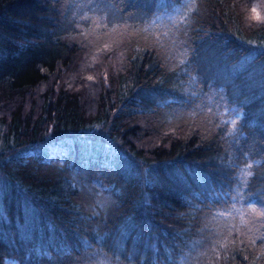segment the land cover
<instances>
[{
	"label": "trees",
	"instance_id": "obj_1",
	"mask_svg": "<svg viewBox=\"0 0 264 264\" xmlns=\"http://www.w3.org/2000/svg\"><path fill=\"white\" fill-rule=\"evenodd\" d=\"M258 3L0 0V264H264Z\"/></svg>",
	"mask_w": 264,
	"mask_h": 264
},
{
	"label": "snow or ice",
	"instance_id": "obj_2",
	"mask_svg": "<svg viewBox=\"0 0 264 264\" xmlns=\"http://www.w3.org/2000/svg\"><path fill=\"white\" fill-rule=\"evenodd\" d=\"M96 2L99 3L100 0H96ZM89 10L91 11V9H89ZM101 11H103V10H101ZM110 15L111 14L109 13V14H106L104 16V21L102 23H103V26L105 28H107L109 26V24L113 23V21L109 19V16ZM113 31H115L114 28H113ZM107 47H108V45L105 44V48H107ZM89 79H91V77H89ZM238 114L239 113H237V115ZM232 123H235V120H233ZM256 163H259V162L257 161ZM251 168H252V164L251 163H248L246 169L242 170L241 177H243V176H251L252 175V172L249 171ZM241 184H246V181L243 180V179H241ZM232 199H233V201H237V200L241 199V194L239 193V191L237 192V195L234 196ZM246 203L248 205V209L247 210L249 212L258 213V216L259 217H264V202H260V201L254 199V198H250V199L246 200ZM257 204H260L261 205V209L262 210H259V211L257 210V208H256V205ZM232 210H235V209L233 208ZM235 211H239V210H235ZM221 214H223V213H221ZM241 219H242V222H243V217H241ZM231 231H232V227H229V229H228V234L229 235L231 234ZM227 239H228V237L227 236H224V241H227ZM256 239H260V240L264 241V235H261V236L255 238V239H251V243L253 245H255ZM234 242L235 241H233V243ZM216 243L217 244H220V247H222V248H225L227 246L224 242H222L220 240H217ZM241 243H243V241H241ZM261 247L264 248V244H262ZM253 264H255V262H253Z\"/></svg>",
	"mask_w": 264,
	"mask_h": 264
},
{
	"label": "rangeland",
	"instance_id": "obj_3",
	"mask_svg": "<svg viewBox=\"0 0 264 264\" xmlns=\"http://www.w3.org/2000/svg\"><path fill=\"white\" fill-rule=\"evenodd\" d=\"M259 1V3H260V5L262 6V7H264V0H258ZM259 3L257 4V5H259ZM261 7V8H262ZM255 8L254 7H252L251 6V8L249 9L250 10V12H248V15H250V16H252V15H254V13H255V10H254ZM264 9V8H263ZM93 57H95V58H102L103 59V57L102 56H100V55H97V56H93ZM102 59H96L94 62H97V64L98 65H103L104 63H105V61L106 60H102ZM108 62L109 63H111L112 65L114 64V60L111 58V59H108ZM82 67V69H81V72L80 71H78L77 73L78 74H81V75H87L88 73H86V70L88 69V67H86V64H82L81 65ZM94 74H96L95 72H93V73H89L87 76L89 77H91V78H93V79H95L96 77L94 76ZM93 76V77H92ZM71 79V78H70ZM79 78H77V79H75L74 77L72 78V81H77ZM9 262H10V264H17L16 263V260H9Z\"/></svg>",
	"mask_w": 264,
	"mask_h": 264
}]
</instances>
